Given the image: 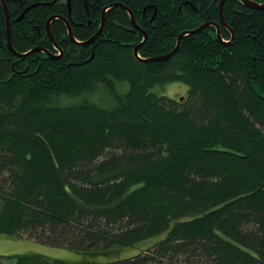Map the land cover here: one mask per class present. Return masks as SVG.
Segmentation results:
<instances>
[{"label":"trees","instance_id":"trees-1","mask_svg":"<svg viewBox=\"0 0 264 264\" xmlns=\"http://www.w3.org/2000/svg\"><path fill=\"white\" fill-rule=\"evenodd\" d=\"M184 1L0 0V234L94 255L164 234L89 264H264V11L226 0L223 42L210 26L168 61L137 58L144 35L129 11L148 35L144 59L219 20L220 0ZM117 2L96 41L78 43ZM52 16L64 55L17 57L58 53ZM120 80L130 86L113 103L90 96ZM174 81L187 97L154 91ZM7 263L72 264L42 254L0 257Z\"/></svg>","mask_w":264,"mask_h":264},{"label":"rangeland","instance_id":"rangeland-1","mask_svg":"<svg viewBox=\"0 0 264 264\" xmlns=\"http://www.w3.org/2000/svg\"><path fill=\"white\" fill-rule=\"evenodd\" d=\"M129 86V82L126 80L116 81L114 89H111L110 86L99 85V87L93 91L90 96L103 105H109L114 102V93L124 94L128 91ZM154 91L172 99H179L188 96L189 86L181 81H174L157 85L155 86ZM72 101L73 100H69V102H65L70 103ZM163 237L164 234L144 240L133 247H124L115 254L94 255L93 253L81 252L65 247L52 246L37 242L25 236L0 234V257H9L20 254H42L53 259L67 261L72 264L106 263L135 255ZM5 260L8 261L7 259Z\"/></svg>","mask_w":264,"mask_h":264},{"label":"water","instance_id":"water-1","mask_svg":"<svg viewBox=\"0 0 264 264\" xmlns=\"http://www.w3.org/2000/svg\"><path fill=\"white\" fill-rule=\"evenodd\" d=\"M56 1V0H54ZM247 7H250V8H253V9H256V10H263L264 11V3H257L255 1H252V0H241ZM225 0H222L221 3L219 4V9H220V17H221V22L223 24H225V19H224V14H223V4H224ZM4 5H5V2H3ZM47 4H51V3H47ZM118 5H122V3L120 2H117V3H113L112 5H109L107 7H105L104 11H103V20H102V24L100 26V29L99 31L89 40L85 41V42H78L77 39L74 37L73 35V32H72V28H71V25L70 23L66 21L67 23V26H68V30H69V35L72 39V41H75V42H78L80 44H90L92 42L95 41V39L101 34L102 30H103V27H104V16H105V13L109 10V8L113 7V6H118ZM69 6H70V0H69ZM130 14H131V17L135 23V20H134V15L131 11H129ZM24 14L21 15L19 19L23 18ZM58 16H52L50 17V19L48 20V23H47V32L48 34L51 36L52 40L55 41L54 39V36H53V33L51 31V27H50V24L52 22L53 19L57 18ZM62 18V17H61ZM7 21H8V24H7V30L9 31V16H7ZM136 25V24H135ZM208 25L207 24H204L202 25L201 27L197 28V29H193V30H188V31H184L179 37H178V42H177V45L176 47L170 51L169 53H166V54H163V55H160V56H156V57H152V58H148V59H144V58H141V56L139 55V49L140 47L142 46V44L147 40V34L144 32V41H142V43H140L139 45H137L135 48H134V54L137 58H139L141 61L143 62H154V61H168L170 60L179 50L180 48V45H181V41L183 39L184 36L188 35V34H195V33H199L203 28H205L206 26ZM215 25L218 27V34H217V37H218V40L223 42V38L221 37V34H220V31H219V24L218 23H215ZM234 37V36H233ZM9 39V45L11 47V49H13V46H12V43H11V39L8 37ZM40 50H43L45 51L49 57H52V58H58L59 56L61 55H53L49 50L43 48V47H36L34 49H32L31 51L27 52V53H24V54H21V53H17V52H14L17 57H22V56H26L28 54H31L33 52H36V51H40Z\"/></svg>","mask_w":264,"mask_h":264},{"label":"flooded vegetation","instance_id":"flooded-vegetation-1","mask_svg":"<svg viewBox=\"0 0 264 264\" xmlns=\"http://www.w3.org/2000/svg\"><path fill=\"white\" fill-rule=\"evenodd\" d=\"M2 2H3V0H1ZM190 1H192V0H185L183 3H182V8H184V7H186V4H187V6L189 5V6H193V4H191V2ZM221 1L222 0H220L219 1V4L221 3ZM242 4H244L241 0H239ZM185 2H186V4H185ZM225 2H226V0H225ZM224 2V3H225ZM245 5V4H244ZM223 10H224V4H223ZM87 14H88V16H89V18L87 19V23L89 24V26L90 27H93V23H94V21H93V19H91L90 18V12H89V9L87 10ZM219 14H220V9H219ZM224 14V13H223ZM102 16H103V14H102ZM105 17V16H104ZM130 17H131V14H130ZM225 19V18H224ZM102 20H103V17H102ZM134 20H135V23H134V21H133V19H132V17H131V21H132V23H133V26H134V29H135V31H139V32H141L143 35H144V30L139 26V24H137V22H136V18H135V16H134ZM66 22V21H65ZM72 22H74L73 20H72ZM104 22H105V19H104ZM226 22V21H225ZM208 23V25L205 27V28H203L202 30H204V29H206L207 27H210V26H213V27H215V32H216V34H218V27L215 25V23H218L219 24V31H220V34H221V37H222V27H225V28H227V23H225V24H223L222 22H221V17L219 18V20H217V21H205V22H203V23H201V25H199L197 28H199V27H201L202 25H204V24H207ZM88 24H85L84 22L83 23H79L78 24V26L79 27H85V25H88ZM136 24V25H135ZM66 25H67V23H66ZM68 27V26H67ZM197 28H195V29H197ZM99 29H100V27H99ZM99 29H98V31H99ZM191 30H193V29H191ZM201 30V31H202ZM97 31V32H98ZM103 31V30H102ZM188 31V30H187ZM73 32V31H72ZM96 32V33H97ZM7 33H8V37L11 39V27H10V24H9V31L7 30ZM48 33V32H47ZM68 33H69V30H68ZM96 33H94V35L96 34ZM146 33V32H145ZM101 34H102V32H101ZM100 34V35H101ZM147 34V33H146ZM74 35V34H73ZM93 35V36H94ZM99 35V36H100ZM48 36L50 37V39H51V41L53 42V44H54V47L55 48H57L58 49V53H54L52 50H50V49H48V48H45V49H47V50H49L53 55H64V50L63 49H61V48H59L58 47V44H57V42L56 41H54V40H52V38H51V36L48 34ZM92 36V37H93ZM98 36V37H99ZM69 37H70V35H69ZM91 37V38H92ZM97 37V38H98ZM90 38V39H91ZM96 38V39H97ZM218 38V37H217ZM55 39V38H54ZM70 39H71V37H70ZM96 39H95V41H96ZM147 39H148V35H147ZM89 40V39H88ZM224 40V39H223ZM71 41H72V39H71ZM143 41H144V39H143ZM73 42V41H72ZM93 43V42H92ZM92 43H90V44H92ZM44 48V47H43ZM41 51H43V50H41ZM43 52H45V51H43ZM46 53V52H45ZM94 54V53H93ZM46 55L48 56V54L46 53ZM29 68H27L26 70H28ZM179 99H182V98H179Z\"/></svg>","mask_w":264,"mask_h":264}]
</instances>
